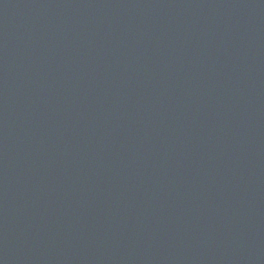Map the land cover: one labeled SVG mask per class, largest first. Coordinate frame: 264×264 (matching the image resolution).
<instances>
[{"label": "water", "instance_id": "95a60500", "mask_svg": "<svg viewBox=\"0 0 264 264\" xmlns=\"http://www.w3.org/2000/svg\"><path fill=\"white\" fill-rule=\"evenodd\" d=\"M0 264H264V0H0Z\"/></svg>", "mask_w": 264, "mask_h": 264}]
</instances>
